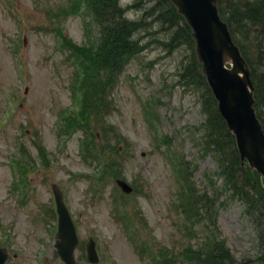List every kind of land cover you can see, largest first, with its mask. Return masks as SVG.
<instances>
[{"label":"rangeland","instance_id":"374dc122","mask_svg":"<svg viewBox=\"0 0 264 264\" xmlns=\"http://www.w3.org/2000/svg\"><path fill=\"white\" fill-rule=\"evenodd\" d=\"M146 1L143 5V0H121L129 5L131 18L145 20L136 34L143 50L127 63L113 100L103 103L85 123L89 132L68 136L61 135L60 129L63 110L75 105L78 71L74 79L75 64L66 57L70 50L61 49L56 31L62 27L70 41L79 46L84 43L83 5L74 12L69 9L71 0H0V245L5 243L10 252L6 264H66L52 247L48 233L55 222L51 215L52 183L64 193L81 244L84 246L89 236L96 239L98 264H152L132 243L128 234L131 224H141L138 235L147 241L152 253L162 252L167 259L172 254L175 264H192L184 259L183 250L202 248L205 253L215 237L226 242L237 264H260L264 255L263 184L249 191L255 206L247 213L245 202L232 195L223 181L213 152L203 151L206 112L202 103L207 89L202 84L186 85L179 74L191 51L186 43L176 48L166 46L172 30L156 21L151 11L158 0ZM93 32L97 34L95 26ZM99 78L98 84L102 81ZM145 106L155 113L158 135L146 118ZM90 134L93 140L88 144V159L83 155L81 138ZM22 143L32 157L23 153L20 158L33 161L28 163L32 169L28 171L29 192L25 193L29 196H22L24 203H18V192L27 185L24 171L28 164H18L20 180L11 159L20 156ZM98 159L108 167L104 177L97 181L78 176L94 174ZM179 161L186 166L185 187L189 183L198 193L200 189L216 194V204L211 202L208 208L212 212L199 210L202 219L194 217L196 225L178 209ZM114 171L130 183L133 177L138 178L141 190L129 199L123 197L129 217L125 220L115 209L114 196L120 193ZM246 175L257 185L256 179ZM13 184L17 193L11 190ZM237 185L248 188L244 183ZM204 243H208L205 249ZM77 260V264H89L84 250L78 249Z\"/></svg>","mask_w":264,"mask_h":264},{"label":"trees","instance_id":"16d2710c","mask_svg":"<svg viewBox=\"0 0 264 264\" xmlns=\"http://www.w3.org/2000/svg\"><path fill=\"white\" fill-rule=\"evenodd\" d=\"M88 2L95 11L96 21L100 25V40L97 48H89L84 54V74L87 72L84 83L87 91L80 111V118L83 121L77 123L80 127L87 126L85 123L98 113L97 108H101L103 103L107 104L108 100H112L113 84L118 80L124 65L143 48L135 38L136 33L143 26V20L128 19L119 0H88ZM218 5L221 16L228 22L232 36L239 44L250 66L252 80L255 84L257 115L264 127V0H218ZM151 11L155 13V19L161 22L163 27L172 30L165 41L166 46L176 48L181 43H186L189 47L190 56L179 74L186 85L197 87L202 84L207 89V96L203 101L204 112H206V118L202 124L203 151L213 152L218 170L223 175L224 182L229 186L228 189H232V195L244 201L247 212L252 213L255 198L251 197L249 191L253 192L260 186L259 184L263 183L256 172L249 173L240 163L236 140L231 131L227 129L205 76L201 74V66L197 62L194 51L195 40L192 37V30L169 0H158L151 6ZM99 77L102 78L100 84H98ZM109 91L110 97H108ZM92 95H95V98H92ZM244 171L256 179L257 185L250 177L247 178ZM240 173L243 174L242 177ZM237 182L247 184L248 188L244 189V186L237 185ZM188 187L185 209L191 216H199L202 219L199 210L208 214L212 212L208 208L212 207L211 202L216 204V198L206 190H199L198 193L192 186ZM261 210L264 211V204ZM203 219H208V217L204 216ZM211 243V248L207 252H194L196 258L202 259L200 263L196 261L197 264H237L223 239H212ZM170 261L173 263L172 259ZM260 264H264V255L260 256Z\"/></svg>","mask_w":264,"mask_h":264},{"label":"water","instance_id":"95a60500","mask_svg":"<svg viewBox=\"0 0 264 264\" xmlns=\"http://www.w3.org/2000/svg\"><path fill=\"white\" fill-rule=\"evenodd\" d=\"M192 29L197 60L202 65L217 107L237 142L241 162L255 169L264 179V128L256 115L254 83L247 61L235 44L227 22L219 14L218 0H171ZM231 64V67L227 65ZM118 183L127 192L131 187L121 179ZM60 216L58 240L55 244L61 259L75 264V247L79 242L76 227L63 203V194L53 185ZM87 257L98 262L95 241L87 244ZM0 249V264L6 259Z\"/></svg>","mask_w":264,"mask_h":264}]
</instances>
